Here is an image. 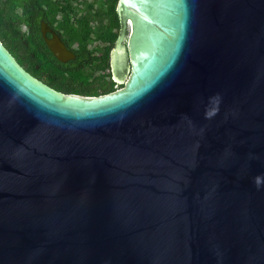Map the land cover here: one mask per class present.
I'll use <instances>...</instances> for the list:
<instances>
[{"label":"water","instance_id":"95a60500","mask_svg":"<svg viewBox=\"0 0 264 264\" xmlns=\"http://www.w3.org/2000/svg\"><path fill=\"white\" fill-rule=\"evenodd\" d=\"M117 11L104 96L0 41V264H264V0Z\"/></svg>","mask_w":264,"mask_h":264},{"label":"trees","instance_id":"16d2710c","mask_svg":"<svg viewBox=\"0 0 264 264\" xmlns=\"http://www.w3.org/2000/svg\"><path fill=\"white\" fill-rule=\"evenodd\" d=\"M116 1H111L109 13L111 15V28L106 34L99 35L97 39L105 40L111 47L117 32L114 31L118 27V16L116 11ZM59 7L53 0H0V41L5 45L7 50L20 60L21 64H25L20 57L22 51H31L33 54L38 51L35 36L26 37L20 29L24 21H30L32 29L38 25L39 19L48 21L50 24L59 23L57 30L61 35H67V42L77 41L79 49L77 60L71 68H64L65 65L60 64L52 59L47 73L53 89L99 94L109 93L113 90L114 82L110 75L100 76L97 73H87L86 69L94 63V51L89 49V39H92V31L84 26L75 27L68 17H63L62 22L56 19ZM32 69L35 65H30ZM108 67V55L105 53L101 59L97 71ZM36 74V72H34Z\"/></svg>","mask_w":264,"mask_h":264},{"label":"flooded vegetation","instance_id":"af4514ba","mask_svg":"<svg viewBox=\"0 0 264 264\" xmlns=\"http://www.w3.org/2000/svg\"><path fill=\"white\" fill-rule=\"evenodd\" d=\"M119 4V0L116 1V7H118ZM117 11V8H116ZM117 16H118V24L120 22L119 19V14L117 11ZM57 19V16H56ZM59 25V23H54V24H50L48 23V21H44L41 18L39 19L38 25L35 26V29H32V24L30 21H24L21 26L20 29L22 30L23 34L28 37L30 35L35 36V39L37 41V45L36 47H38V51H36V53H32L30 50L27 51H22L20 53V57L24 60L25 64H21L20 60L13 56L9 51V53L12 55V57L14 58V60L32 77H34L35 79H37L38 81H40L41 83L49 86L50 88L53 89V86L50 84L49 82V78L51 77L48 73L47 70L49 71V67L50 65H52V59L56 60L57 62H59L60 64L65 65L64 68H71L74 64V62L77 60V53L75 52L77 49H79V43L77 41H72L70 43L67 42L68 37L67 35H61V33L57 30V26ZM121 26L119 24L118 27H115V32H117L116 38L112 44V48L109 49V51L103 52L99 58V63L97 65V67H99L101 59L103 57V55L105 53H107L108 55V67L104 68L105 71H107L106 74L101 75L100 72L98 73V71L96 69H94L95 71H92V73H97L100 76H104L106 77V75H110L111 80L114 82L113 80V75L111 72V68H110V62H111V51L112 49L115 47V43L116 40L119 36V32H120ZM90 40V39H89ZM49 44L53 45V48H55L56 53L61 57V58H67L68 60L66 62H63L61 60H59L55 54L51 51V49L49 48ZM89 49L94 51V63L92 65H90L87 68H91L93 69L95 66V50L92 49L90 47V43H89ZM66 48L70 53V55H72V57L69 55V53H66L62 48ZM30 65H35V68L32 69L30 67ZM86 69L87 73H91L88 72V70ZM100 71V70H99ZM36 72V74L34 73ZM121 88L120 86H118L115 82L113 85V90L111 92H114L115 90ZM56 90V89H54ZM60 93H63L65 95L67 94H75V95H80L83 97H100V96H104L106 94L109 93H99V94H88V93H78V92H74V91H65V90H56Z\"/></svg>","mask_w":264,"mask_h":264},{"label":"rangeland","instance_id":"374dc122","mask_svg":"<svg viewBox=\"0 0 264 264\" xmlns=\"http://www.w3.org/2000/svg\"><path fill=\"white\" fill-rule=\"evenodd\" d=\"M111 1L112 0H53L59 7L56 15L59 22H62L63 17H68L75 27L83 24L92 31V39L89 40V43L90 47L96 51L95 66L93 69L87 68L88 72L95 71L94 69L98 68L97 65L100 61L99 58L101 54L109 51V49L113 47H110L105 40L97 39L99 35L106 34L111 28V15L109 13ZM1 44L7 50L2 42ZM99 72L101 75L107 73L104 69L98 70V73Z\"/></svg>","mask_w":264,"mask_h":264},{"label":"clouds","instance_id":"9594fccd","mask_svg":"<svg viewBox=\"0 0 264 264\" xmlns=\"http://www.w3.org/2000/svg\"><path fill=\"white\" fill-rule=\"evenodd\" d=\"M206 115H207L208 117H210V116L212 115V113H206Z\"/></svg>","mask_w":264,"mask_h":264}]
</instances>
